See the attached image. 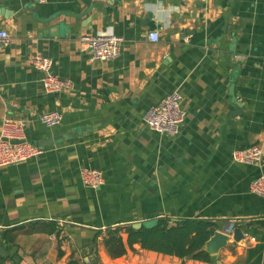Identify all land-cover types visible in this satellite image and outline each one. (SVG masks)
<instances>
[{"label": "crops", "instance_id": "0c3cea01", "mask_svg": "<svg viewBox=\"0 0 264 264\" xmlns=\"http://www.w3.org/2000/svg\"><path fill=\"white\" fill-rule=\"evenodd\" d=\"M0 29L10 35L0 47V129L5 119H25L29 143L53 140L40 157L0 168V246L10 254L3 264H67L73 256L84 264H126L128 256L208 264L138 245L111 259L103 236L92 244L109 227L158 218L227 228L213 264H264V198L250 192L264 161L232 160L235 150L264 149V0H0ZM103 30L123 38L121 53L92 63L81 38ZM36 54L72 90L45 92L31 65ZM174 91L186 118L172 138L149 130L144 115ZM53 110L63 122L46 128L40 115ZM83 167L101 171L104 185L85 187ZM35 222L56 223L60 236L3 240Z\"/></svg>", "mask_w": 264, "mask_h": 264}, {"label": "built area", "instance_id": "2783aa9c", "mask_svg": "<svg viewBox=\"0 0 264 264\" xmlns=\"http://www.w3.org/2000/svg\"><path fill=\"white\" fill-rule=\"evenodd\" d=\"M37 4H44L48 0H34ZM10 35L7 30L0 29V47L6 46ZM149 40L158 42L160 36L157 32L149 34ZM81 42L90 51V62H112L118 59L121 53L123 38L113 31L103 30L96 34L83 36ZM42 74L41 84L45 92L59 94L73 88V83L61 78L53 70V61L43 55L36 54L31 64ZM183 96L174 91L155 106L150 107L144 115L146 127L160 135L177 137L185 122L186 113L182 108ZM42 125L54 129L63 122V114L59 110L47 111L40 115ZM27 121L25 119H5L0 129V168L26 163L40 157L44 147L33 145L26 137ZM12 142H18L13 144ZM232 160L236 164L261 167L264 161V149L262 146H253L246 149H238L232 152ZM80 177L85 187L98 189L105 183L101 171L83 167ZM250 192L260 198H264V176L257 177L250 186Z\"/></svg>", "mask_w": 264, "mask_h": 264}, {"label": "trees", "instance_id": "16d2710c", "mask_svg": "<svg viewBox=\"0 0 264 264\" xmlns=\"http://www.w3.org/2000/svg\"><path fill=\"white\" fill-rule=\"evenodd\" d=\"M144 216L146 219H153L156 215L151 213ZM215 232L216 225L208 221L186 219L173 222L168 218H158L151 224H144L139 229L131 225L109 227L104 233L97 232L92 244L97 246L99 237L103 236L102 245L111 259L122 258L129 251L137 252L135 246L138 245L141 250L159 255L212 264V259L204 246ZM60 233L56 223L35 222L4 232L3 240L15 244L21 234H47L59 237ZM59 253L62 254L61 249ZM7 260L8 258L0 257V264ZM67 264L84 263L73 256Z\"/></svg>", "mask_w": 264, "mask_h": 264}, {"label": "water", "instance_id": "95a60500", "mask_svg": "<svg viewBox=\"0 0 264 264\" xmlns=\"http://www.w3.org/2000/svg\"><path fill=\"white\" fill-rule=\"evenodd\" d=\"M12 143L15 144L18 142H12ZM52 144H53V140H45V141H41L39 143V146L47 147ZM144 224H151V223H147V222L143 223V221L142 222L140 221V222H134L130 225L135 229H139ZM227 232H228L227 228L224 229L223 231H216L215 234L210 238V240L204 246V249L209 253L212 259V264L215 262V259L218 258L220 251L226 248V246L228 245L230 235ZM243 239H244V234L242 230L239 228L234 229V241L240 242ZM9 255L10 254L2 246H0V257L7 258L9 257Z\"/></svg>", "mask_w": 264, "mask_h": 264}, {"label": "rangeland", "instance_id": "374dc122", "mask_svg": "<svg viewBox=\"0 0 264 264\" xmlns=\"http://www.w3.org/2000/svg\"><path fill=\"white\" fill-rule=\"evenodd\" d=\"M131 256H128L127 258V263L126 264H144L141 261L138 263H134V261L132 260L135 256H132V258L130 259Z\"/></svg>", "mask_w": 264, "mask_h": 264}]
</instances>
